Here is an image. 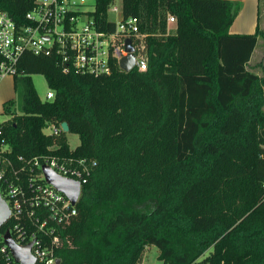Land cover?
<instances>
[{
  "label": "trees",
  "instance_id": "trees-1",
  "mask_svg": "<svg viewBox=\"0 0 264 264\" xmlns=\"http://www.w3.org/2000/svg\"><path fill=\"white\" fill-rule=\"evenodd\" d=\"M94 2L96 22L113 30V0ZM31 6L0 0L17 24ZM121 8L145 34L146 69L115 62L107 75L62 72L54 54L24 52L13 75L20 113L4 104L1 135L14 155L96 163L59 232L60 264H138L150 246L162 264H264V65L249 66L264 32L258 24L229 32L236 1L121 0ZM32 74L44 76L52 99L38 97ZM64 121L79 138L74 149L65 132L43 131ZM8 226L0 264H18L1 251Z\"/></svg>",
  "mask_w": 264,
  "mask_h": 264
},
{
  "label": "built area",
  "instance_id": "built-area-1",
  "mask_svg": "<svg viewBox=\"0 0 264 264\" xmlns=\"http://www.w3.org/2000/svg\"><path fill=\"white\" fill-rule=\"evenodd\" d=\"M87 6V0H32L24 24H17L0 8V79L17 73L18 61L24 52L54 54L62 72L107 75L115 62L123 70L119 60L126 54L127 38L134 47L135 66L146 69L147 61L141 52L145 34L140 32L138 18L125 17L122 8L111 3L107 15L114 28L107 31L96 22L95 2L92 9ZM110 12L116 15V20L109 17ZM167 21L174 22L175 18L169 14ZM53 96L49 90L44 100ZM3 122L0 123V194L10 211L4 223H9L6 231L19 245L32 242L30 252L35 264H56L57 249L61 245L59 232L77 214L75 205L79 197L72 204L64 193L46 181L43 168L78 182L81 193L82 184L87 182L96 163L72 155L46 154L31 158L14 155L11 145L1 135ZM43 131L48 134L63 130L61 124L59 127L48 124ZM1 251L14 261L4 242Z\"/></svg>",
  "mask_w": 264,
  "mask_h": 264
},
{
  "label": "rangeland",
  "instance_id": "rangeland-1",
  "mask_svg": "<svg viewBox=\"0 0 264 264\" xmlns=\"http://www.w3.org/2000/svg\"><path fill=\"white\" fill-rule=\"evenodd\" d=\"M93 0H87L88 8L92 9ZM116 7L121 8V0H113L112 2ZM109 17L113 20H116V15L113 12H110ZM260 29L264 30V0L260 2ZM172 23V22H171ZM169 24V26L172 24ZM258 44L257 49L260 48L262 44H264V38L259 37L257 40ZM262 48H260V51ZM259 56V55H258ZM257 60V54L255 53L251 62H255ZM31 80L34 85V88L38 94V97L41 100L45 99V95L47 91H49V87L46 83V80L42 74H32ZM22 92V85L20 82L17 84V90L14 89L13 85V75H7L0 79V123L7 120L10 116L9 114L4 112V104L8 101H14V105L11 107V111L14 114H19V104L20 98L19 94ZM67 142L69 144L70 149H74L79 144V138L76 134L65 132ZM208 254V251L204 253L201 257H205ZM138 264H162V262L158 259V248L156 246H150L145 249L142 259Z\"/></svg>",
  "mask_w": 264,
  "mask_h": 264
},
{
  "label": "water",
  "instance_id": "water-1",
  "mask_svg": "<svg viewBox=\"0 0 264 264\" xmlns=\"http://www.w3.org/2000/svg\"><path fill=\"white\" fill-rule=\"evenodd\" d=\"M125 51L126 54L119 60V65L124 71L128 72L135 66L134 47L130 38L125 40ZM61 128L63 132L69 131V126L65 121L61 123ZM43 171L46 181L64 193L71 200L72 204H75L80 195L79 183L57 175L48 167H44ZM9 215V208L0 194V227L4 225ZM3 242L8 247L15 262L19 264H35V258L30 252L32 242L26 245H19L14 241L9 231L3 234ZM60 262L61 260L57 259L56 264H60Z\"/></svg>",
  "mask_w": 264,
  "mask_h": 264
},
{
  "label": "crops",
  "instance_id": "crops-1",
  "mask_svg": "<svg viewBox=\"0 0 264 264\" xmlns=\"http://www.w3.org/2000/svg\"><path fill=\"white\" fill-rule=\"evenodd\" d=\"M230 1H236V2H239L240 4L239 12L237 16L235 17V19L233 20L231 26L229 27L230 33L232 34L254 33L256 30L257 24H258V28L260 29V20L257 14L258 6H259L258 0H230ZM172 27L173 26H171V28ZM260 31L264 32V30L262 29H260ZM260 48H262L261 51H260ZM260 48L257 49V45H256L251 55V58H252V56L256 53L257 60L253 63L251 62V58L249 60V66L253 67L254 71H256V67L259 63H262L264 65V44H262Z\"/></svg>",
  "mask_w": 264,
  "mask_h": 264
}]
</instances>
